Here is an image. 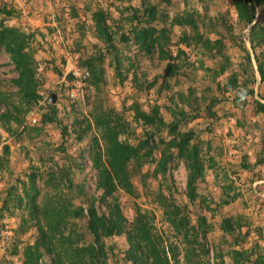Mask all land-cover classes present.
<instances>
[{
	"label": "rangeland",
	"instance_id": "obj_1",
	"mask_svg": "<svg viewBox=\"0 0 264 264\" xmlns=\"http://www.w3.org/2000/svg\"><path fill=\"white\" fill-rule=\"evenodd\" d=\"M148 6L156 7L158 21L153 26L171 27L175 17L187 13L198 23L199 33L213 44L221 43L210 52L201 45H186L183 36L194 37V31L173 25L169 49L173 56L179 49L186 56L176 62L180 75L165 79L166 62L151 60L138 51L129 34L137 23L131 19L133 10L140 13L143 26L142 12ZM2 8L11 14H0V22L27 36L26 50L35 61L39 98L19 115L20 123L10 121L9 131L0 123V264H23L24 249L38 235L33 221L21 224L22 213L15 208V196L22 195L21 182L36 173V187L43 195L52 191V184L46 183L49 174L70 168L73 184H83L87 196L97 197L91 146L98 147L102 161L105 157L101 129L94 118H117L126 129L119 140L134 145L143 136L141 123L134 120L135 108L149 112L154 106L165 123L179 119L180 133H194L191 143L199 149L203 174L194 182L192 202L187 196L188 169L183 160L172 156L164 175L154 176L155 164L144 165L136 175L131 174L132 196L120 188L114 193L124 216L131 221L137 210L147 214L153 235L163 239L169 264H174L172 247L177 264H235V250L245 256L239 264L264 260V114H257L254 104L259 95L264 96L254 59V52L261 51L252 49L250 25L239 20L231 0H0ZM96 9L106 13L114 49L107 50L109 46L95 35L92 13ZM257 19L264 25V7L256 10L254 22ZM245 51L253 70L243 60ZM224 58L228 73L237 74L240 89L253 88L254 96L237 102L234 91L223 92L228 73L217 77L214 70ZM75 59L90 73L92 63L96 77L91 73L77 100H70L66 92L73 87L64 72ZM17 76L9 55L0 49V94L4 95H0V114L18 100L17 88L10 84ZM50 105L55 110L51 123L43 119ZM156 134L166 141L171 138L165 130ZM95 139L98 146H94ZM79 164L81 171L76 169ZM160 196L171 202L172 209L179 207L178 217L189 222L186 237L166 221ZM72 201L79 203L75 198ZM224 219H230L231 234L222 230ZM70 223L79 233L85 231L86 218ZM103 242L106 264H131L123 262L128 247L124 236ZM42 261L49 264L45 255Z\"/></svg>",
	"mask_w": 264,
	"mask_h": 264
},
{
	"label": "trees",
	"instance_id": "obj_2",
	"mask_svg": "<svg viewBox=\"0 0 264 264\" xmlns=\"http://www.w3.org/2000/svg\"><path fill=\"white\" fill-rule=\"evenodd\" d=\"M160 2L168 3V0H160ZM231 4L239 20L250 25L249 37L252 49L258 48L261 51L253 52L256 71L260 82L264 83V25H261L259 19L254 22L256 10L264 7V0H231ZM0 14L9 16L11 12L3 9ZM142 15L145 18L143 26L140 13L133 10L131 19L137 23L129 31V34L132 35L138 51L144 53L151 60L166 62L165 79L180 75L181 70L176 62L181 55L186 56L185 51L180 49L173 56L169 49L171 45L170 30L173 25L188 26L194 31V37L183 36L182 41L186 45L190 43L201 45L210 52L217 48L218 43H221L216 40L213 44L211 40L199 33L198 23L190 14L186 13L175 17L170 24L171 27L152 25L158 21L154 6L145 7ZM92 21L96 37L109 46L107 50L114 49V45L111 43L112 33L109 26L106 25V13L101 9H96L92 13ZM159 21L165 24L164 21L160 19ZM127 38L125 36L124 40ZM26 46L27 36L22 31L0 22V49L9 55L14 70L18 74L15 79L10 81V84L17 88L18 100L16 104L6 105L5 112L0 114L2 128L7 131L10 128V121L20 123L19 115L24 114L25 110L39 98L36 94L37 83L34 79L35 61L33 54L26 50ZM98 60H102V56L98 57ZM243 60L246 66L250 69L253 68L248 51H245ZM89 67L92 75L96 77V69L93 64L89 63ZM228 70V59L224 58L214 72L217 71L216 75L219 77L227 74ZM69 79L71 80V77ZM222 90L223 92L234 91V100L237 102L244 100L247 96L255 95L253 88L240 89L237 74L233 72L226 75V82ZM258 98L254 102L255 112L264 114V103H262L264 96L259 95ZM134 113V120L140 122L143 128V136L134 145L119 140L120 135L126 134V129L117 118L112 119L111 116L94 118L97 127L101 129L105 157V160L102 161L98 147L96 149L91 146L95 153L92 164L97 172L95 183V191L99 193L97 197L87 196L83 184L74 185L70 179L73 172L67 167L58 173L49 174L46 183L52 184V191L43 195L36 187V178L38 177L36 173L32 172L27 176L26 182H21L22 195L15 196V208L22 213L21 224H25L27 220L33 221L38 232L34 244L27 246L23 251V264H48L42 261L44 255L48 257L49 264H106L107 254L103 240L120 236H124L128 244L124 251V263L130 261L131 264H169L163 239L153 235L147 214H142L137 210L134 218L128 221L120 204L115 199L114 193L120 188L127 195L132 196L134 187L130 182L131 174L136 175L144 165L155 164L154 176L158 173L164 175L168 169L167 162L172 156H176L185 162L188 169L187 196L193 202L195 198L194 182L196 178L202 176L204 167L199 157L198 147L191 143L194 133L191 131L180 133L178 131L179 119L177 121L174 118L171 122L165 123L156 106L149 112H144L136 107ZM172 113L175 114L171 111ZM43 119L44 122H54L53 105H50L48 115H45ZM148 127L150 129L147 130ZM162 130L171 135L169 140L166 141L158 137L156 133H160ZM262 144L264 146V140ZM95 145L98 146L96 139ZM4 151L7 152L8 148L5 147ZM156 154H158V158H156ZM76 166L78 171L83 168L80 164ZM62 188L67 190L66 194ZM69 194H73V196L71 195V197ZM39 198L40 202H38ZM73 198L78 199L79 203L74 204ZM24 200H26L25 203ZM158 202L164 211L166 221L173 226L177 234L182 233L183 237H186L189 222L187 219L178 217L179 210L177 209L179 207L172 209L171 202L162 196L159 197ZM80 218H86L85 231L82 233H79L70 223L72 219ZM201 221L204 222L203 219ZM223 225L222 230L226 233L231 234L234 231L230 219H224ZM169 251L174 258V264H177L174 248H170ZM204 253L208 254V249H204ZM244 257L242 251L235 250L233 256L235 264H239ZM262 258H259V264H264ZM188 264H192L191 261Z\"/></svg>",
	"mask_w": 264,
	"mask_h": 264
},
{
	"label": "built area",
	"instance_id": "obj_3",
	"mask_svg": "<svg viewBox=\"0 0 264 264\" xmlns=\"http://www.w3.org/2000/svg\"><path fill=\"white\" fill-rule=\"evenodd\" d=\"M64 73V77H66V75H69L71 77L70 83L73 87L68 89L66 94L70 100H77L79 96L78 94L82 93L79 91H82V89H84V86L90 78V70L89 68L80 65L77 59H75L70 62L67 71H65Z\"/></svg>",
	"mask_w": 264,
	"mask_h": 264
},
{
	"label": "water",
	"instance_id": "obj_4",
	"mask_svg": "<svg viewBox=\"0 0 264 264\" xmlns=\"http://www.w3.org/2000/svg\"><path fill=\"white\" fill-rule=\"evenodd\" d=\"M51 102H54V95H52V97H51V100H50Z\"/></svg>",
	"mask_w": 264,
	"mask_h": 264
}]
</instances>
